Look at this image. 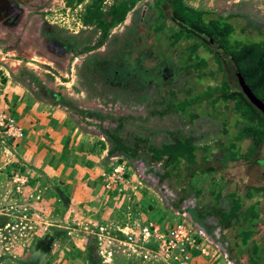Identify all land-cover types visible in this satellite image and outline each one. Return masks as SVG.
Instances as JSON below:
<instances>
[{"label": "rangeland", "instance_id": "374dc122", "mask_svg": "<svg viewBox=\"0 0 264 264\" xmlns=\"http://www.w3.org/2000/svg\"><path fill=\"white\" fill-rule=\"evenodd\" d=\"M47 1L22 0L21 18L14 21L0 15V110L25 130L21 139L0 130V264H166L162 259H145L142 249H154V245L144 246L141 240L130 244L126 232L141 237L146 225L166 229L176 222L206 239L207 264L251 262L250 253L237 238V225L245 221L223 226L219 215L207 213L215 204L211 197L208 200L212 187L207 184L213 176L192 182L196 165L184 167L185 175L176 187L171 178H161L165 164H151L145 153L136 159L111 153L106 133L120 125L117 131L126 141L144 134L160 145L182 132L194 135L200 146L215 147L237 130L233 101L213 106L209 100H198L194 105L199 114L191 122L182 112L161 113L165 105L156 102L161 100L162 89L166 95H170L169 88L191 92V85L213 86L225 76L237 85L233 63L228 61L220 68L211 62L199 72L188 67L183 72L173 62L180 58L178 50L171 63L159 61L164 59L159 58L164 42L156 44V50L146 48V42H152L155 24L166 23L171 13L168 9V17L159 19L154 0H139L102 46L82 51L95 44L100 34L82 21L89 1L74 8L67 7L65 0ZM185 2L197 9L234 15L232 21L246 22L254 33L258 24H264V0ZM127 41L133 44L128 61L144 56L146 65L167 73L170 87H158L156 82L145 86L125 76L117 82L109 80L104 66L126 48ZM49 90L59 92L63 99L53 100L57 96ZM224 120L229 125L222 128ZM241 143L246 150L250 140ZM253 159H264V143ZM118 166L123 167L124 183L107 188L105 178L117 172ZM215 175L225 178L218 186L228 183L218 201L225 210L231 204L230 191L246 194L248 186H264V165L245 160L218 167ZM197 191L201 199L195 196ZM261 195L246 202L262 200L257 236L264 248ZM48 236L55 239L49 241Z\"/></svg>", "mask_w": 264, "mask_h": 264}, {"label": "trees", "instance_id": "16d2710c", "mask_svg": "<svg viewBox=\"0 0 264 264\" xmlns=\"http://www.w3.org/2000/svg\"><path fill=\"white\" fill-rule=\"evenodd\" d=\"M7 1L15 4L18 0ZM83 1L65 0L66 6L69 8H74ZM88 1L82 15V21L86 26L98 30L100 34L95 44L84 47L82 51L86 52L102 46L109 38L113 28L126 20L128 13L139 0H111L110 3V0ZM154 2L160 12L159 19L168 17L165 13L168 9L171 13L170 18L165 20L166 23L157 22L155 24L153 40L150 43L146 42V48L152 50H156V44L164 42L159 49V58L167 60L161 59L159 61L171 63V60L175 58L176 50H178L177 54H180V58L173 62H176L178 69L183 72L185 69L187 70V67L199 72L202 68H207L211 62H215L222 68L223 63L231 61L239 79L235 86L230 83L226 76L221 83L213 86L191 85V92L169 88L170 95L163 94L162 89L161 100L156 102V104L165 105L160 110L161 113L182 112L186 119H190L191 122L199 114L194 102L209 100L215 106L220 101L225 103L233 101L234 112L238 115L237 130L232 136L229 135L228 137L227 134L226 140L220 139L215 147L200 146L197 144L194 135L183 134L182 132H175L171 141L157 145L151 143L150 137L144 134L133 135L132 142H128L122 134L118 133L117 129L120 125H117V129H106L108 138L112 143L110 151L133 159L138 158L141 153H145L149 156L151 164L162 162L166 168L161 178H171V184L174 185L176 182V187L179 186L178 183L185 175L184 167L193 168L196 165L190 179L192 182L199 177L213 176L210 180L212 182L209 181L210 184L207 186L212 187V191L209 192L212 196H209L208 200L211 197L215 204L212 203V207L207 213L219 215V223L223 226L227 223L245 221V225H237L238 242L250 253L251 262L248 264H264V248L257 236L259 232L257 224L262 217L259 204L262 200L257 198L251 204L246 202V199L264 195V186H248L246 194L236 189L230 191L227 195L231 199V204L228 210H225L218 206V201L224 196L223 190L228 187V183L218 186V183L225 178L215 175L218 167H225L229 162L239 160L254 164L263 162V159H253V157L259 146L264 143V24H258L254 33L252 30H248L250 26L246 25V22L232 21L234 15L197 9L187 4L185 0H154ZM20 13L19 10L16 16L8 15L20 19ZM125 45V49L113 56L114 60L109 63H107V58L103 60V65L107 63L104 67L109 80L117 82L121 80L119 77L125 76L124 78H130L127 81L143 83L145 86L156 82L159 84L158 87H170L167 73L156 65H146L143 60L144 56H136L130 61L133 63H130L128 55H132L130 52L133 53V51L129 48H133V44L127 41ZM79 52L81 51L76 53ZM223 53L228 55L227 59L222 57ZM206 54H212V59H209ZM118 55H121V58L124 56L123 60H115ZM120 62L124 63V68ZM241 81L248 87L255 100L247 94ZM49 92L57 96L53 97V100L63 99L59 92L51 90ZM175 99L178 100L175 101ZM256 100L261 105L257 104ZM156 113L158 112L156 111ZM226 120L223 121L222 128L228 127L229 122ZM118 121L120 124L122 123L120 119ZM245 139L250 140V144L246 150H243L241 142ZM200 192H195L197 199H201ZM50 239L55 238L48 236L49 241ZM230 241V243L233 242L232 239Z\"/></svg>", "mask_w": 264, "mask_h": 264}, {"label": "built area", "instance_id": "2783aa9c", "mask_svg": "<svg viewBox=\"0 0 264 264\" xmlns=\"http://www.w3.org/2000/svg\"><path fill=\"white\" fill-rule=\"evenodd\" d=\"M0 130L16 139H21L25 135V130L15 118L2 110H0ZM121 168L123 169L122 166H118L117 172L112 171L107 174L105 178L107 188H117L124 183ZM126 233L130 244H133L134 240H141L144 246L154 245V249H142L141 254L145 259H162L166 264H192L196 249L205 256L209 254L206 239L198 236L191 227L182 222H176L166 229L157 224L146 225L140 232L141 237L133 232Z\"/></svg>", "mask_w": 264, "mask_h": 264}, {"label": "flooded vegetation", "instance_id": "af4514ba", "mask_svg": "<svg viewBox=\"0 0 264 264\" xmlns=\"http://www.w3.org/2000/svg\"><path fill=\"white\" fill-rule=\"evenodd\" d=\"M22 6L19 1H16L15 4L7 1V0H0V15L3 17H9L10 21H14V16L19 13V10H22ZM8 14H13L14 16H9ZM261 165H264V159Z\"/></svg>", "mask_w": 264, "mask_h": 264}, {"label": "crops", "instance_id": "0c3cea01", "mask_svg": "<svg viewBox=\"0 0 264 264\" xmlns=\"http://www.w3.org/2000/svg\"><path fill=\"white\" fill-rule=\"evenodd\" d=\"M18 1H19L20 4H22V2H21L22 0H18ZM25 1L26 2H28V1L34 2L35 0H25ZM40 1H41V3H44L45 2V0H36V2H38L37 4H39ZM47 2H50V3H53L54 2V3H56L57 0H53V1L52 0H48ZM207 259H208L207 256L201 254L199 249H196L194 251V258L192 260V264H194V263L195 264H207Z\"/></svg>", "mask_w": 264, "mask_h": 264}, {"label": "water", "instance_id": "95a60500", "mask_svg": "<svg viewBox=\"0 0 264 264\" xmlns=\"http://www.w3.org/2000/svg\"><path fill=\"white\" fill-rule=\"evenodd\" d=\"M241 84L244 87V89L246 90L247 94L250 95L251 98H253L255 100V98L252 96L251 92L249 91L248 87L244 84L243 81H241ZM255 102H257V104L261 105V103L259 101L256 100Z\"/></svg>", "mask_w": 264, "mask_h": 264}]
</instances>
